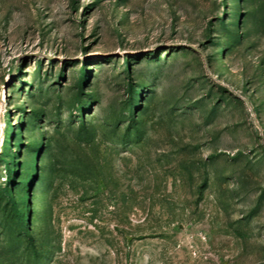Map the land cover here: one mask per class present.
<instances>
[{
	"label": "rangeland",
	"instance_id": "374dc122",
	"mask_svg": "<svg viewBox=\"0 0 264 264\" xmlns=\"http://www.w3.org/2000/svg\"><path fill=\"white\" fill-rule=\"evenodd\" d=\"M0 264H264V0H0Z\"/></svg>",
	"mask_w": 264,
	"mask_h": 264
}]
</instances>
